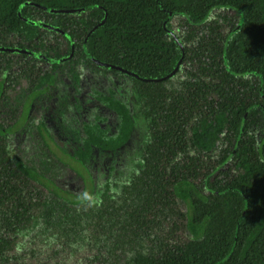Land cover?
<instances>
[{"label": "trees", "instance_id": "16d2710c", "mask_svg": "<svg viewBox=\"0 0 264 264\" xmlns=\"http://www.w3.org/2000/svg\"><path fill=\"white\" fill-rule=\"evenodd\" d=\"M218 9H231L239 16L220 50L221 82L236 80L243 92L229 94L226 100L217 86L221 101L211 105L203 88L207 84L195 80L179 92L166 84L187 56L172 19L184 16L200 25ZM46 30L62 34L66 49L47 43ZM11 35L23 42L14 46ZM12 51L29 55L22 68L29 86L16 97L26 98L18 120L27 115L29 129L36 128L47 148L38 169L10 149L11 127L0 123V189L9 184L16 196L8 201H16L22 217L34 218L44 233L65 232L82 216L85 226L91 223L106 231L111 225L105 215L120 200L116 210L118 216L123 210L128 224L120 223L118 236L131 245L130 264H264V0H0L1 97L15 65L7 57ZM65 63L70 65L73 94L67 89L56 93ZM78 65L102 79L90 95L113 115L97 111L87 118L77 115ZM119 82L124 83L121 90ZM53 94L68 139L60 147L82 167L92 165L96 151L116 153L129 145L136 118L145 126L146 141L136 160L129 162L125 174H109L101 203L88 211L82 209L85 202L60 192L49 163L65 162L47 140V121L42 116L35 123L31 115L30 103ZM222 139L232 148L198 183L200 163L190 150L211 152ZM230 158L240 173L230 180H212L219 165ZM12 181L21 184L17 187ZM95 193L94 188L89 194ZM176 198L186 204V211L175 208ZM152 205L160 207L162 217L177 219L174 223H181L185 237L174 245L142 243L144 237L134 223L142 221Z\"/></svg>", "mask_w": 264, "mask_h": 264}, {"label": "rangeland", "instance_id": "374dc122", "mask_svg": "<svg viewBox=\"0 0 264 264\" xmlns=\"http://www.w3.org/2000/svg\"><path fill=\"white\" fill-rule=\"evenodd\" d=\"M238 20V14L231 9L214 11L207 21L200 25L189 23L184 16H175L172 19L173 31L185 44L187 56L179 71L166 84L168 88L179 92L184 90L186 84L197 80L202 85L207 84L203 88L211 105L221 101L216 91L217 86L221 87L220 91L224 92L226 100H229L227 97L229 94L239 96L243 92V85L238 84L236 80L230 84L226 81L221 82L224 66L220 52L224 37L238 23ZM46 32L45 40L47 43L57 45L60 51L66 49L68 43L62 34L59 32L52 33L49 30ZM10 41L14 46L23 42L22 39L12 35ZM7 57L11 58L15 65L12 68L10 80H7L1 88L4 89L3 94L5 96L1 97L0 94V123L11 127L10 149L14 153L20 154L30 164H35L38 169H42L40 163L42 158L46 157L43 151L44 149L47 150L46 145L43 144L41 135L37 133L36 128L29 129L30 124L27 115L18 120L22 103L26 98L23 96L16 97L29 86V82L23 76L22 71L23 64H26L29 55H21L12 51L7 54ZM69 67L68 63L62 66L56 82V93H61L67 89L70 94H73V79ZM76 69L81 74L78 93L81 110L77 115L81 118H87L94 111L113 115L90 95L92 87L99 86L102 79L89 70L83 69L81 65L76 66ZM243 79L247 80L246 78ZM104 80L107 81V78ZM122 84L124 83L119 82L120 90ZM251 92L255 93L254 90ZM247 93H250L248 88ZM126 96L124 94V97ZM194 98H196V94ZM30 104H32L31 115L35 117L34 122L37 123L40 117H44L50 130L49 133L44 130L47 140L52 149L65 162L57 164L56 161H51L49 166L51 168L50 175H57V183L61 188L60 192L67 197L82 200L81 194L83 192L90 193L95 188L94 197L100 201V193L109 174L111 172L116 176L123 174L129 162L136 160L138 149L146 141L144 123L140 118H136L134 139L129 145L116 153L96 151L92 165L82 167L71 160L60 147L68 139L64 136L61 127L62 118L57 112L55 94ZM204 105H208V102H205ZM13 123L16 124L13 125ZM31 132L32 135L30 136ZM231 148L232 143L227 139H222L218 142L217 147L208 153L191 149L190 155L195 156L196 163H200L197 164L196 168V181L201 183L206 175L222 162L224 153L226 154ZM112 166L116 167L115 171H112ZM191 169L193 171L194 166ZM240 171L241 169L236 166L235 160L230 158L219 165L211 179L230 180ZM184 172L186 175L189 174L187 170ZM12 182L16 186L21 184L18 181ZM30 183L38 187V184L33 180ZM7 186L9 187V184ZM7 186L4 187L3 191L0 189V264H130L129 247L131 245L128 244V241L123 243L122 236H118L122 230L120 223L128 224L124 220L123 210L118 216L116 208L121 207L120 200L114 202L111 213L105 215L108 216L111 225V227L106 228V231L96 230L91 223L85 226V216H82L78 222L69 223L70 227H66L65 232L54 229L49 233H44L40 230L42 224L34 223L35 220L31 216L28 219L22 217L18 211L20 209H17L16 201H8V198H12L16 194ZM91 207L87 203L82 205L84 211H88ZM159 208V206L152 205L147 211L146 217L138 224L134 223V228H138L143 235L142 243L144 244L162 246L163 243H168L174 245L179 238L185 237L182 225L178 222L174 223L177 219L173 220L170 216L162 217L159 215ZM175 208L186 211V204L176 198ZM93 220H97L96 217H93ZM137 225L138 227H136ZM179 227H181L180 230Z\"/></svg>", "mask_w": 264, "mask_h": 264}, {"label": "clouds", "instance_id": "9594fccd", "mask_svg": "<svg viewBox=\"0 0 264 264\" xmlns=\"http://www.w3.org/2000/svg\"><path fill=\"white\" fill-rule=\"evenodd\" d=\"M81 199L83 202L89 204L90 206H99L101 201L97 200L93 195L88 192H83L81 194Z\"/></svg>", "mask_w": 264, "mask_h": 264}, {"label": "water", "instance_id": "95a60500", "mask_svg": "<svg viewBox=\"0 0 264 264\" xmlns=\"http://www.w3.org/2000/svg\"><path fill=\"white\" fill-rule=\"evenodd\" d=\"M58 10V9H57ZM73 10V9H72ZM71 9L69 10V9H66V11H72Z\"/></svg>", "mask_w": 264, "mask_h": 264}]
</instances>
